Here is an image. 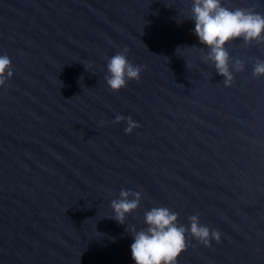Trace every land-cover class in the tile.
Wrapping results in <instances>:
<instances>
[{
    "label": "water",
    "instance_id": "95a60500",
    "mask_svg": "<svg viewBox=\"0 0 264 264\" xmlns=\"http://www.w3.org/2000/svg\"><path fill=\"white\" fill-rule=\"evenodd\" d=\"M221 2L264 15V0ZM191 7L0 0L13 72L0 86V264H135L127 227L146 228L153 207L220 232L208 246L186 232L176 264H264V42L225 45L226 87ZM125 48L144 70L114 91L107 63ZM118 115L139 127L126 134ZM122 189L142 197L125 224L109 218Z\"/></svg>",
    "mask_w": 264,
    "mask_h": 264
},
{
    "label": "clouds",
    "instance_id": "9594fccd",
    "mask_svg": "<svg viewBox=\"0 0 264 264\" xmlns=\"http://www.w3.org/2000/svg\"><path fill=\"white\" fill-rule=\"evenodd\" d=\"M188 19L195 22L194 34L200 44L209 49L206 61L214 64L216 73L224 78L223 84L226 87L231 86L234 76L230 70L231 58L225 45L241 38L245 43L264 42V15L254 9L227 8L221 0H192ZM127 52L128 49L125 48L123 52L112 56L107 63L109 75L105 76V80L111 90L118 91L129 80H139L144 70L143 66H135L127 60ZM232 67L241 71L244 63L236 60ZM12 75L10 58L0 55V86ZM253 75H264V61H256ZM125 119L128 124L125 128L126 134L139 127L130 116L125 118L118 115L114 122L119 123ZM119 196L120 198L111 202L114 215L109 218L125 224L127 215L138 208L142 197L139 192L123 189ZM178 215L166 207H153L144 213L146 228L137 230L134 226L127 227L133 237L131 256L135 264H176L177 257L186 248L185 236L188 231L205 246L209 245L210 238L220 242V232L200 224L198 215L188 217L190 229L178 223Z\"/></svg>",
    "mask_w": 264,
    "mask_h": 264
}]
</instances>
